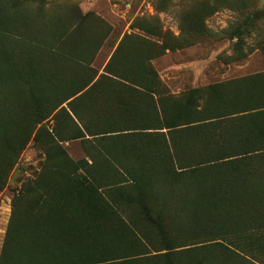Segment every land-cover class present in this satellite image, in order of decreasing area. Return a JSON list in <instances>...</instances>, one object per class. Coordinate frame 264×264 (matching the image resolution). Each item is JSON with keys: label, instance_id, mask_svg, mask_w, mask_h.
<instances>
[{"label": "rangeland", "instance_id": "374dc122", "mask_svg": "<svg viewBox=\"0 0 264 264\" xmlns=\"http://www.w3.org/2000/svg\"><path fill=\"white\" fill-rule=\"evenodd\" d=\"M7 2L0 0L1 20L28 37L23 47L6 43L0 55V64L11 59L0 66V79L11 92L5 120L16 138L32 123L35 107L19 79L70 93L88 86L36 126L15 167L0 175V261L6 241L7 264H79L103 257L98 249L122 258L156 254L159 240L205 243L231 225L223 240L232 252L208 250L209 264H264V209L239 201L249 196L239 182L217 187L230 200L208 197L207 183L221 182L217 168L177 175L174 142L184 162L195 164V137L183 127L156 130L163 128L160 100L170 109L193 89L219 84L218 92L238 103L264 104V0ZM239 67L252 69L237 75ZM119 72L138 86L113 76ZM252 123L246 141L264 148ZM42 126L48 137L38 143ZM4 156L0 141V172ZM248 163L264 168V156ZM253 180L243 179L255 187ZM261 185L264 197V179ZM141 197L145 207L134 204ZM160 220L169 231L163 237ZM139 260L131 264H168Z\"/></svg>", "mask_w": 264, "mask_h": 264}, {"label": "trees", "instance_id": "16d2710c", "mask_svg": "<svg viewBox=\"0 0 264 264\" xmlns=\"http://www.w3.org/2000/svg\"><path fill=\"white\" fill-rule=\"evenodd\" d=\"M12 0H8L11 2ZM7 2V3H8ZM17 10V9H13ZM6 10L4 11V14ZM19 12L10 11L11 16L18 15ZM23 28H15L9 21H2L0 18V55L3 52H7L5 49L6 43L13 45V49L16 47H23L22 44L27 42V35H24L21 31ZM23 42V43H22ZM6 62H11V59L4 58L1 61L0 66ZM117 78L127 77L129 80L128 84L133 86H138L131 75H124L123 72L118 74H113ZM255 77V76H254ZM254 77H250L254 78ZM22 81L25 89H30L33 98V104L35 105L32 115V123L29 124L27 130L23 131L17 138L9 129L11 126L9 120H5L7 115H11V109L8 104H10V99L8 94L11 93L7 91V88L3 86L8 83L5 80L0 79V141L4 149V169L0 172V175L6 177L8 173L15 167L18 162L20 154L25 150L28 141L31 138L32 132L34 133L36 126L43 123L44 121L50 119L52 113L60 108L65 102L69 101L80 92L83 91L88 85L76 90L75 92H69L68 89L52 84L55 87L50 90L45 89L42 84L39 88L38 83H32L29 77L19 79ZM126 81V80H125ZM6 87V86H5ZM204 91H199L201 89H193L189 97H182L179 99L174 107L166 109L162 105L160 100V105L162 109V125L163 128H156V130H170L175 131L178 128L183 127L182 132L186 134L193 135L195 137V143L190 149L193 157H198L200 159L195 164L186 163L181 158L180 150L174 142L173 147V170L177 175L184 174L186 172H197L201 168H217L220 170L218 174L221 182L216 179L211 180L207 183V196L212 198V200L232 199L231 196L221 198L219 196V184L230 187V189L235 188L239 182V186L244 192L249 193V196L245 199H239L245 205L251 207H260L264 209V197L259 195V191L262 188V179L264 174V168L261 165H251L253 158H260L264 156V148H256L246 141L248 120H253L252 126L255 130V136H264V104L261 106L253 105L248 106L247 102L238 103L235 96L221 95L218 92V88L222 89V85L215 84L206 87ZM34 89H36L34 92ZM39 89V90H38ZM47 95V96H46ZM49 96V97H48ZM6 98L7 102H6ZM56 101V102H55ZM53 107L46 109L47 103H54ZM72 103V102H71ZM264 103V102H263ZM64 108L61 112H65ZM247 121V122H246ZM44 126V125H43ZM41 127L35 133V142H42L43 138L47 135L43 134L46 129ZM42 135V137H41ZM162 135V134H161ZM48 137V136H47ZM172 142L174 141L171 139ZM176 146V147H175ZM250 160V161H249ZM246 164L247 170H242L241 166ZM259 177V178H258ZM254 179L253 181H259L255 187H251L246 184L243 179ZM251 181V180H250ZM234 199H237L234 197ZM134 204L141 205L145 207V202L143 197L136 201ZM244 204H240L243 206ZM15 220V215L11 219ZM162 226L159 228V235L162 237L169 234L166 229L165 221L160 220ZM11 224V223H10ZM231 225L228 228L219 227L216 235L220 236L218 238H213L205 243L201 244H191V245H179L174 246L171 240H159L160 245L162 244V249L155 250L156 254L150 255V252H144L142 254H134V256H124L122 258L118 255L106 257L108 253L106 249H98L104 255L101 258L95 256L94 259L90 261L80 262L79 264H131L140 262L139 259L150 258V260L161 259L168 264H175V261L180 260L181 257L185 259L182 264H209L210 255L206 252L208 250H217L218 248L228 249L230 246L223 239L231 237ZM12 225L8 228L6 240H11ZM214 236V234L212 235ZM214 236V237H217ZM93 250V249H92ZM91 249H85V252H93ZM109 250V255H110ZM197 254V255H195ZM1 264H7V241L5 242L4 249L2 251ZM95 255V254H94ZM16 264H21V260L15 261ZM31 264V263H30ZM37 264V263H36ZM63 264H69L64 262Z\"/></svg>", "mask_w": 264, "mask_h": 264}, {"label": "crops", "instance_id": "0c3cea01", "mask_svg": "<svg viewBox=\"0 0 264 264\" xmlns=\"http://www.w3.org/2000/svg\"><path fill=\"white\" fill-rule=\"evenodd\" d=\"M252 69V67H248V71H246V69L243 71V68L242 67H239V69H238V71L236 72L237 73V75H240L241 73H243V74H246V73H250L251 70ZM232 77H236V76H232Z\"/></svg>", "mask_w": 264, "mask_h": 264}]
</instances>
